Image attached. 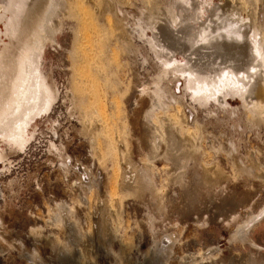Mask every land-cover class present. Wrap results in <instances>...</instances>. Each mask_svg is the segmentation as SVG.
Returning a JSON list of instances; mask_svg holds the SVG:
<instances>
[{
	"label": "bare ground",
	"instance_id": "1",
	"mask_svg": "<svg viewBox=\"0 0 264 264\" xmlns=\"http://www.w3.org/2000/svg\"><path fill=\"white\" fill-rule=\"evenodd\" d=\"M236 1H101V10L95 13L110 19L117 42L127 51L129 65L135 70L138 53L146 65L142 74L146 79L132 96L127 131L144 160L136 161L131 152L118 158L112 178L106 181L103 162L113 154L112 143L98 136L100 121L92 113L95 107L101 109L98 114L102 118L107 115V92L99 87L96 76L104 75L103 65L93 53L79 52L82 58L75 65L77 77L60 97V87L44 59L46 47L57 44L68 17L76 14L81 1L0 0V167L6 165L11 154L24 150L35 135L37 124L33 123L60 99L66 102V119L75 120L68 128L72 137L87 141L91 156L100 159L96 170L73 166L67 153L70 139L62 137L56 144L48 141L44 163L55 164L64 174L80 176L73 183L82 190L85 205L94 195L93 222H88L83 231L73 217L76 210L66 200L57 202L51 219L63 229V240H47L48 255L43 259L32 238L26 242L28 246L17 236L13 240L12 225L4 229L5 221L0 218V254L11 247L26 264H95L93 256L108 250L117 230L116 195L121 190L133 194L139 208L147 209L149 229L162 228L172 214L182 224L194 222L199 227L211 222L233 224L230 239L246 244L249 251L228 257L222 264H264L261 248L249 236L256 223L264 219V203L255 201L257 191L264 189V165L254 151H243L247 125L240 118L245 113L250 120L248 128L257 141L264 142V0L250 1L252 10L245 19L238 13L243 3ZM93 25L89 26L91 30L95 29ZM86 35L82 44L92 49V41L98 36ZM134 74L136 79L141 76L139 71ZM233 101L236 106L230 104ZM176 121L189 133L195 128L198 135L182 137ZM218 126H227L225 154L237 176L252 182L251 189L246 190L216 164L203 165L198 148L200 131ZM121 140L118 146L123 148ZM157 161L166 165L168 183L173 188L168 197L177 201L166 216L164 205L155 197ZM35 177L31 173L26 184ZM12 185V181L5 182L2 188L9 191ZM3 208L9 215L7 202ZM198 256L181 254L177 232L163 228L161 235L153 237L142 264H197Z\"/></svg>",
	"mask_w": 264,
	"mask_h": 264
},
{
	"label": "rangeland",
	"instance_id": "2",
	"mask_svg": "<svg viewBox=\"0 0 264 264\" xmlns=\"http://www.w3.org/2000/svg\"><path fill=\"white\" fill-rule=\"evenodd\" d=\"M101 1L78 0L80 4L78 3L76 14L68 17L65 29L57 37V44L46 47L44 59L45 64L51 66L53 75L60 87V92L63 93H60V97L64 95L65 88L72 86L77 77L75 65L82 58L79 52L85 50L87 53H93L95 59L103 65L104 75L96 73V76L98 77L99 87L107 92V115L105 114V118H102V115L98 114L101 109H96L95 107H93L92 113L100 121L98 136L101 137L102 141L110 139L112 143L113 154L111 156L107 155L103 162L104 180L109 181L112 178L111 173L118 158L122 159L127 155L130 156L131 152L136 161L142 162L144 160L136 149L134 138L127 131L128 113L132 106V96L137 91V86L146 79V76L142 75L144 74L143 68L146 65L142 64L139 53L136 54L137 67L135 70L129 65L130 60L127 57V51L122 43L117 42L115 29L110 19L106 15L95 13L100 12ZM247 1L257 2V0ZM236 2L240 5L245 3V6L242 4L240 10H238L239 16L245 19L249 13L248 11L252 10V3H247L246 0H237ZM91 24L95 25V29L91 30V27H89L92 26ZM81 26L88 27V29L85 27L82 29ZM90 33H94L95 37L98 36L96 40L93 38L92 49L90 46L85 47L82 44L85 36H89L86 34ZM97 49L100 51L98 54ZM94 62L91 63L90 67L95 65L96 62ZM91 68L94 70L93 67ZM134 71H139L141 74L140 78L136 79ZM64 103L66 102H62V99H60L48 114L38 118L33 123V125L37 124V127L32 140L23 151L11 154L6 165L0 167V218L5 221L4 229L7 224H11L12 230H10L13 240L18 237L22 239L25 246H28L29 239L32 238L43 259H46L48 255L45 247L47 240L57 242L63 240V229L57 227L51 219V214L55 210L57 202L66 200L70 207L76 210L73 217L83 231H86L88 222H93L92 216L96 210L94 195H91L89 204L85 205L83 203L81 199L82 190L73 183L75 182L73 179H80L77 173L64 174L60 169L56 168L55 164L48 165L44 163L47 142L51 141L56 144L63 139L62 137L70 139L71 143L68 145L67 153L73 166L77 165L79 168L86 166L96 170L100 161L96 155L91 156L92 151L87 141L81 137H72V132L68 128L75 124V120L71 119L74 122L71 120L69 122L66 119L63 109ZM230 104L236 106L235 101L230 102ZM96 106L100 107L99 102L96 103ZM184 112L187 113L186 110ZM240 118L247 125L243 138V142L245 141L243 151H254V156L264 165V142L257 141L253 130L248 128L250 120L247 115L243 113ZM175 123L180 135L185 137L189 132L181 122L176 121ZM216 128L208 127L207 130L202 129L200 131L198 148L203 165L210 167L216 164L218 168L226 171L229 177L241 183L246 190L251 189L252 182L244 177L239 178L237 176L238 173L232 166L229 157L225 154V130L227 126H218ZM239 129L240 127L237 128V131ZM190 133L194 136L198 135V131L195 128ZM190 133L189 135H191ZM120 138L122 139L123 148L118 146L120 145ZM262 140H264V133H262ZM154 170V177L158 187L155 197L164 205L165 213L163 216H166L169 215V211L176 205L177 201L176 198L168 197V192L173 188L168 183L166 165L161 161H157ZM31 173H35L36 177L33 180L35 182L33 183L32 181L26 184L27 177ZM9 181H12L13 185L9 190L11 194L8 198L9 191L4 190L2 187L5 182ZM72 184L73 186H70ZM74 187L76 188L74 189ZM118 192L120 193L116 196L119 200V215L117 214L115 217L117 221L114 223L117 230L113 233L112 243L108 250L93 256L95 264H142L153 237L161 235L163 228L166 230L173 229L177 232L181 254L186 255V253H189L202 256H200L201 258L197 257V264H222L228 257L243 255L249 251V247L246 244L230 239L233 224L226 226V224H214V222H211L204 227H199L194 222L182 224L176 214H172V217L171 215L169 216L168 221L162 228L153 227L149 229L146 222L147 209L138 207V201L133 194L121 190ZM255 201L258 204L264 203V189L257 191ZM5 202L10 208L9 215L6 214V209L3 208ZM172 202L174 203L172 204ZM249 236L264 254V219L256 223ZM19 257L15 249L8 247L7 251L0 254V264H26Z\"/></svg>",
	"mask_w": 264,
	"mask_h": 264
}]
</instances>
